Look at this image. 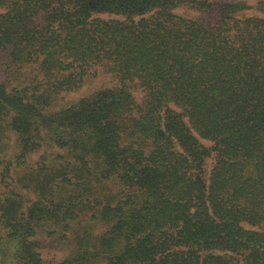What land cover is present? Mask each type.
<instances>
[{
  "label": "trees",
  "instance_id": "16d2710c",
  "mask_svg": "<svg viewBox=\"0 0 264 264\" xmlns=\"http://www.w3.org/2000/svg\"><path fill=\"white\" fill-rule=\"evenodd\" d=\"M252 1L0 0V264H264Z\"/></svg>",
  "mask_w": 264,
  "mask_h": 264
},
{
  "label": "rangeland",
  "instance_id": "374dc122",
  "mask_svg": "<svg viewBox=\"0 0 264 264\" xmlns=\"http://www.w3.org/2000/svg\"><path fill=\"white\" fill-rule=\"evenodd\" d=\"M258 0H253L251 3H255ZM0 80H1V71H0ZM104 84H110V82H105ZM102 84L98 81H95L93 83H88L83 90H79L78 92H69V93H65L64 95H61L60 97V102L58 107H67L71 104H73L75 101H77L79 98H81L83 96V92L88 93L90 90L100 87ZM8 155H11L8 154ZM38 156L39 153L33 154L30 159L29 162L34 163L38 160ZM210 165H212V160L209 161L208 166L210 167ZM1 168V167H0ZM1 188V185H0ZM101 231L100 228H96V230L94 231L95 234H98ZM47 247L45 249L42 250V256L45 259H53L55 261H59V260H63L69 253V250L67 249V246L64 245H58V244H51V245H47L45 244Z\"/></svg>",
  "mask_w": 264,
  "mask_h": 264
}]
</instances>
